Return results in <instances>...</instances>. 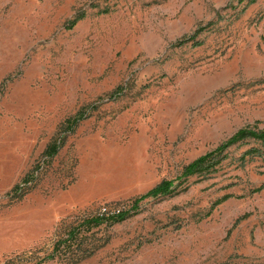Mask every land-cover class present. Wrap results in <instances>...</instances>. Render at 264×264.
Instances as JSON below:
<instances>
[{"label": "rangeland", "instance_id": "374dc122", "mask_svg": "<svg viewBox=\"0 0 264 264\" xmlns=\"http://www.w3.org/2000/svg\"><path fill=\"white\" fill-rule=\"evenodd\" d=\"M245 127H264V0H0V264H264V141L181 177Z\"/></svg>", "mask_w": 264, "mask_h": 264}, {"label": "trees", "instance_id": "16d2710c", "mask_svg": "<svg viewBox=\"0 0 264 264\" xmlns=\"http://www.w3.org/2000/svg\"><path fill=\"white\" fill-rule=\"evenodd\" d=\"M76 22L77 19L75 18L71 22V25L76 24ZM184 40L186 39H183V41ZM85 117L86 115L84 113L79 112L76 116L67 119V128L69 130H73ZM249 138L264 141V127L262 129H254L249 127L239 129L227 141L220 144L217 148L197 157L196 159L188 163L184 167L181 177L193 175L204 168L213 167L224 158V155L222 154L228 147ZM64 142L65 135H58L57 137L52 139V141L47 145L44 151L47 160L52 159L59 152ZM30 180L31 182L35 180L34 172L32 174H27L23 179V185H16L12 189V191H15L17 189H26V186L28 185V182ZM174 186V180H162L160 183L149 189L147 192L138 196L133 201L131 209H119L114 211L106 209L102 213H98L96 215L84 219L79 224L71 227L63 237L59 238L55 242L52 251L48 255H46L42 260H56L60 258H64L63 260L75 259L76 256H79L86 252L88 247L84 246V240L87 237V233L92 228L99 227L103 224L111 225L123 221L129 215L131 210H135L139 207L141 201L149 197H157L159 195L168 194L172 191ZM228 197L229 195H225L221 200H224Z\"/></svg>", "mask_w": 264, "mask_h": 264}]
</instances>
